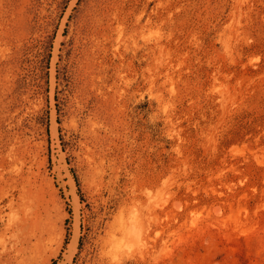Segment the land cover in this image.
I'll list each match as a JSON object with an SVG mask.
<instances>
[{
    "label": "rangeland",
    "instance_id": "rangeland-1",
    "mask_svg": "<svg viewBox=\"0 0 264 264\" xmlns=\"http://www.w3.org/2000/svg\"><path fill=\"white\" fill-rule=\"evenodd\" d=\"M0 264H264V0H0Z\"/></svg>",
    "mask_w": 264,
    "mask_h": 264
},
{
    "label": "trees",
    "instance_id": "trees-1",
    "mask_svg": "<svg viewBox=\"0 0 264 264\" xmlns=\"http://www.w3.org/2000/svg\"><path fill=\"white\" fill-rule=\"evenodd\" d=\"M74 178H75V182H76V185H77V190H78V192H79V183H78L77 178H76L75 175H74ZM80 199L83 200L82 197H81V195H80ZM67 233H68V232H67Z\"/></svg>",
    "mask_w": 264,
    "mask_h": 264
}]
</instances>
